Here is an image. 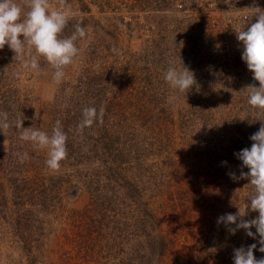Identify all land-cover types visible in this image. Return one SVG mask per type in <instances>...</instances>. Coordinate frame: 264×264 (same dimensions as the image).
I'll list each match as a JSON object with an SVG mask.
<instances>
[{
    "label": "rangeland",
    "instance_id": "obj_1",
    "mask_svg": "<svg viewBox=\"0 0 264 264\" xmlns=\"http://www.w3.org/2000/svg\"><path fill=\"white\" fill-rule=\"evenodd\" d=\"M254 4L264 9V0H67L62 38L77 24L86 37L59 83L43 58L38 72L23 67L27 46L23 59L0 50V112L11 125L0 133V264H233V250L254 243L264 257L258 236L217 224L226 213L258 216L249 180L227 175H239L234 153L264 123L247 102L259 84L236 39L256 22ZM180 61L196 80L186 94L164 80ZM84 107L103 109V121L80 133ZM21 119L49 135L61 122L59 171L19 138Z\"/></svg>",
    "mask_w": 264,
    "mask_h": 264
},
{
    "label": "clouds",
    "instance_id": "obj_2",
    "mask_svg": "<svg viewBox=\"0 0 264 264\" xmlns=\"http://www.w3.org/2000/svg\"><path fill=\"white\" fill-rule=\"evenodd\" d=\"M59 7L52 8L50 0H23V7L16 0H0V50L5 45L15 54L14 57L23 59L25 46L33 53L29 59L23 60V67L30 71H39L40 58H43L53 69V79L59 83L65 76V69L71 65L78 55L76 41L86 37V30L77 24L75 31L62 38V33L68 26L70 12L67 0H58ZM27 8V11H24ZM51 9V10H50ZM256 22L247 30L236 32V39L242 45L241 60L247 70L252 73V79L259 87H247L248 104L254 110L264 111V9L255 4L248 9ZM23 17V18H22ZM121 27H123L121 25ZM20 37H23L21 39ZM181 63L177 70L169 67L164 74L165 82L176 92L186 94L195 84L194 73ZM103 112L95 107H84L82 118L77 125V131L83 133L94 123H102ZM22 119L16 127L20 129L19 138L31 143L39 150H46L45 164L51 171H59L61 162L67 159V134L63 131L60 121H56L49 135L38 128H21ZM7 112H0V133H5L9 127ZM251 147L244 148L234 156L241 162L239 175L229 172L227 175L234 182L242 179L249 180L252 192L248 199V208L258 212L255 219L245 220V212L226 213L217 219V224H224L231 235L244 230L252 239L259 237V251L264 253V123L257 132L250 136ZM21 162L29 159L28 153L18 154ZM227 162L223 161L222 165ZM248 169L244 172L243 169ZM255 228V233L251 231ZM257 244L247 248L241 246L233 250V264H264V257L257 259L254 250Z\"/></svg>",
    "mask_w": 264,
    "mask_h": 264
}]
</instances>
